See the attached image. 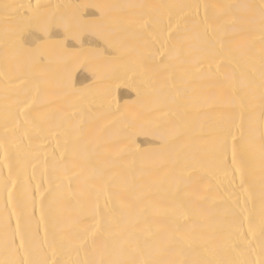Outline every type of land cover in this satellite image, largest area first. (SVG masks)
<instances>
[{
	"label": "bare ground",
	"instance_id": "6f19581e",
	"mask_svg": "<svg viewBox=\"0 0 264 264\" xmlns=\"http://www.w3.org/2000/svg\"><path fill=\"white\" fill-rule=\"evenodd\" d=\"M264 0H0V262L264 264Z\"/></svg>",
	"mask_w": 264,
	"mask_h": 264
},
{
	"label": "snow or ice",
	"instance_id": "6c2138e0",
	"mask_svg": "<svg viewBox=\"0 0 264 264\" xmlns=\"http://www.w3.org/2000/svg\"><path fill=\"white\" fill-rule=\"evenodd\" d=\"M262 23H264V19H262ZM0 264H3V262H0ZM146 264H155V262L149 260V261L146 262Z\"/></svg>",
	"mask_w": 264,
	"mask_h": 264
}]
</instances>
